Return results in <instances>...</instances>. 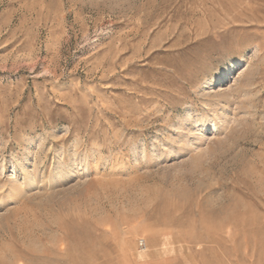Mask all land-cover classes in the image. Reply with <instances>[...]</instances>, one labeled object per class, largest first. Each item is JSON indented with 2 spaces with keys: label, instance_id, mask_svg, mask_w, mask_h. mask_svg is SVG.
Wrapping results in <instances>:
<instances>
[{
  "label": "rangeland",
  "instance_id": "374dc122",
  "mask_svg": "<svg viewBox=\"0 0 264 264\" xmlns=\"http://www.w3.org/2000/svg\"><path fill=\"white\" fill-rule=\"evenodd\" d=\"M0 264H264V0H0Z\"/></svg>",
  "mask_w": 264,
  "mask_h": 264
},
{
  "label": "bare ground",
  "instance_id": "6f19581e",
  "mask_svg": "<svg viewBox=\"0 0 264 264\" xmlns=\"http://www.w3.org/2000/svg\"><path fill=\"white\" fill-rule=\"evenodd\" d=\"M167 240V239H166ZM33 257V256H32ZM41 257V256H40ZM40 259V258H39Z\"/></svg>",
  "mask_w": 264,
  "mask_h": 264
}]
</instances>
